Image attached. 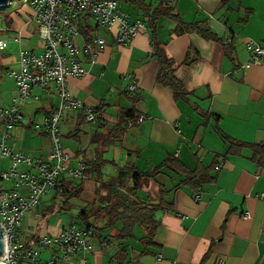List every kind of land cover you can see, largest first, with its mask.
Returning a JSON list of instances; mask_svg holds the SVG:
<instances>
[{"label":"crops","instance_id":"obj_1","mask_svg":"<svg viewBox=\"0 0 264 264\" xmlns=\"http://www.w3.org/2000/svg\"><path fill=\"white\" fill-rule=\"evenodd\" d=\"M120 2L129 22L145 21L146 28L128 43L118 44L113 32L95 21L84 22L85 32L88 29L91 36L103 38L106 46L101 50L94 47L95 54L85 51L88 39L82 32L79 59L86 74L68 79L74 97L101 110L94 123L86 122L80 110L65 111L60 132L65 149L73 155L71 166L83 162L88 167L97 156L108 160L78 179L83 183L79 195L88 191L91 196L87 201L91 202L105 195L104 184L112 182H123L125 191L132 185V177L120 173L124 165L135 164L148 171L176 157L189 170L202 168L209 180L201 187L187 185L183 174L167 169L159 182L145 184L138 198L159 206L154 244L151 251L141 254L140 241L134 240L126 262L216 264L223 258L225 264H264V164L253 159L251 149L230 146L222 136L264 142V60L248 66L250 51L246 46L249 40L264 43V0H175L170 16L155 15L165 6L158 0ZM22 3L6 16L7 48L11 47L13 54L1 50L5 51L2 70L18 69L22 50H43L44 40L31 20L32 8ZM205 28L232 43L233 51L227 53L219 41L207 37ZM155 40L174 60L187 100L176 99L169 87L157 82ZM2 80L0 72V85ZM32 93L39 99L30 98L22 104L25 119L14 129L25 132L24 128H29L46 136L47 146L36 148L37 155L16 149L42 157L52 144L32 121L56 108L60 98L53 83L46 89L36 87ZM17 94L14 81V86L0 94V102L8 106ZM131 108L141 121L130 124L133 120L126 119L125 112ZM120 121L127 123L122 140L103 146L102 136ZM130 133L131 141L127 139ZM35 138L32 135L31 139ZM142 159L147 166L140 165ZM42 204L47 205L43 200ZM21 237L31 242L23 230ZM89 239L93 247L85 256L87 264L88 257L92 259L89 264L114 262L116 245H104L96 235ZM73 261L83 264L82 257Z\"/></svg>","mask_w":264,"mask_h":264},{"label":"built area","instance_id":"obj_2","mask_svg":"<svg viewBox=\"0 0 264 264\" xmlns=\"http://www.w3.org/2000/svg\"><path fill=\"white\" fill-rule=\"evenodd\" d=\"M22 1L32 8L31 20L36 23L44 46L40 53L21 51L18 69L8 71L16 83L18 94L8 106L0 104V125L3 127L0 130V155L12 161L9 171L0 170V180L12 183V188H0V223L6 232V252L0 262L67 264L78 257L85 262L86 254L92 251L89 239L91 231L88 228L71 224L57 236L40 237L31 243L21 241L20 228L26 214L38 207L45 195L56 189L64 175L72 179L84 177L86 165L80 162L77 167L71 166L73 155L65 149L60 135V124L68 109L82 111L84 120L90 123L96 122L101 115V110L85 105L74 97L68 85L70 77L82 78L86 74L79 59L81 47L78 42L83 23L88 18H94L97 26L114 33L118 44L128 43L147 25L142 20L130 23L129 14L121 9L120 0ZM174 1L158 0L159 3L170 4ZM11 4L12 0L6 7ZM7 46V40L0 39V50ZM105 46L103 38L92 35L90 40L85 41L83 49L94 52V47L101 50ZM246 46L250 51L248 66L260 64L264 60V43L249 40ZM52 83L60 98L58 106L41 120L32 121L35 129L50 136L52 147L45 156L33 157L17 150L8 140L14 127L24 120L21 105L30 98L39 99L33 95V89H46ZM141 120L142 117H139L130 124ZM23 166L26 169H22ZM45 250H49L50 257L43 259L41 255ZM216 264H225V260L219 258Z\"/></svg>","mask_w":264,"mask_h":264},{"label":"trees","instance_id":"obj_3","mask_svg":"<svg viewBox=\"0 0 264 264\" xmlns=\"http://www.w3.org/2000/svg\"><path fill=\"white\" fill-rule=\"evenodd\" d=\"M173 3H159L160 6H165H161V8L159 7V9H157V11L155 12V15L162 14L170 16L173 13ZM200 29L202 30L203 28L200 27L199 30ZM81 30L86 34L87 39L90 40L91 35L88 32V29L87 32H85V27H81ZM2 31H4V29H2L0 32ZM204 31L207 37L219 41L223 45L227 53H229V51H233L234 45L232 43L225 42L223 39L219 38L217 35L206 28L204 29ZM155 56L159 63V70L156 75L157 82L165 87H169L176 99L187 100L188 93L183 81L176 75L174 60L172 58H169L163 46H161L160 43L156 40ZM133 99H136V97L134 96ZM125 117L127 120H135L137 118L136 110H134V108L129 109L125 112ZM126 130L127 123L120 121L109 132H107V134L103 135V140L100 139V141L103 146L116 144L117 142L122 140V137L125 134ZM222 134L225 141H227L230 146L236 145L240 149H251L253 151V159L260 164H264V142L248 143L232 139L224 133ZM229 150H231V148H229ZM107 162L108 160L97 156L95 161L90 162L88 167L86 166V168L84 169V176L93 168L97 166L100 167ZM167 169L183 174L185 176L183 182L187 185H191L192 183H194L195 185L197 184L198 187H201L207 180H209V178L206 177V172L202 168L189 170L176 157L167 158L161 164L148 171L140 169L135 164L127 163L121 168L120 173L125 176L130 175L132 177V185L129 187V189L125 191L121 189L123 186V182H120L121 184L119 183L118 185L116 182H112L109 184L105 183L104 189H106V194L101 195L99 198H96L91 202H88L78 211L77 220L79 221L80 226H78L76 223L74 224L78 227L88 228L91 231L89 238H92L96 235L100 242L104 245H116L118 249L116 255L117 257L112 256V260L114 261L112 263L130 264L129 261L126 262V258L130 251V247L132 244L131 242H133L134 240L140 241L142 248L141 254L151 251L150 248L152 244H154V230L158 224L159 206L145 204L138 198L137 194L142 189V187L150 180L159 182L160 175L165 173V170ZM159 184L161 185L162 189V184ZM82 189V181H79L78 179H72L71 177H66V175H64L60 179V181H58L56 189L51 191L53 193L50 199L52 204L46 206L47 210H44L42 215L47 216L49 214L55 213L56 210H65L67 206L61 203L59 204V199H68L74 196H78ZM161 192L163 191L161 190ZM41 204L39 206H41ZM138 228L142 230V234L140 233L139 236L136 233ZM142 235L144 236L141 237ZM38 238H40L39 235H32L30 237V240L31 242H33ZM86 262L87 260L85 258V264H87Z\"/></svg>","mask_w":264,"mask_h":264},{"label":"rangeland","instance_id":"obj_4","mask_svg":"<svg viewBox=\"0 0 264 264\" xmlns=\"http://www.w3.org/2000/svg\"><path fill=\"white\" fill-rule=\"evenodd\" d=\"M22 2H23L22 0H12V4L10 6L0 8V27L4 29V31L0 32V39L8 40L7 38H8V35L10 34H6L5 32L8 26L6 22V16L9 15L14 10H16L17 8H19L21 5H23ZM90 21L95 24L94 18H88L86 20V22H90ZM5 51L13 54L11 47L6 48ZM5 51L0 50V66L3 64V61H2L3 59L1 57L2 55H4L3 52L5 53ZM9 69H7L6 71V69L2 70L0 68V72L2 73L3 78H4V80H2L1 85H0V94H2L4 90L7 91L9 87L14 86V81H13L14 79L8 75ZM0 104L4 105L1 102ZM2 129L3 127L1 125L0 130ZM24 131L25 132L20 131L22 132L20 133L19 128L13 129L11 131L12 137L8 140L9 144L15 146L18 149H22L23 151L30 153L31 155L40 154L36 151V148L46 147L47 137L41 134H36L29 128H24ZM32 135L36 137L34 140L31 139ZM127 139L129 141L132 140L131 133L128 134ZM50 144H52L51 139H50ZM145 162L146 161L144 159L140 160V165L147 166L145 165ZM11 167H12L11 159L4 155H0V170L9 171ZM110 168L113 169V167H110ZM0 188L1 189L12 188V183L10 181L1 179ZM52 194L53 193L50 192L49 194L45 195L43 198V201L47 203V205L52 204L50 200ZM90 196L91 195H89V192L86 191L83 193V195L74 196L72 198H68V199L60 198L58 201L59 204L61 203L67 206V208L65 210H56L55 213L49 214L47 216L42 215L44 210H47L46 204L44 206H42L43 204H41V206L39 207H34L31 211H29L26 214V217L21 227V231L23 230L24 236L29 235L31 237L32 235H39L40 237H46V236H57L58 234H60V232L64 228H67L69 225L74 224V223L80 226V223L77 220V214L81 207H83L85 204L90 202V201H87V200H90L89 199ZM83 228H86V227H83ZM141 231H142L141 229L139 228L137 229L136 233L138 236L141 233ZM20 238L22 242L25 241L21 237V234H20ZM41 257L43 259L49 258L50 257L49 250H45L42 253ZM91 260H92L91 257H88V264L91 263ZM67 264H79V263L77 261H70ZM83 264H85L84 261H83Z\"/></svg>","mask_w":264,"mask_h":264},{"label":"water","instance_id":"obj_5","mask_svg":"<svg viewBox=\"0 0 264 264\" xmlns=\"http://www.w3.org/2000/svg\"><path fill=\"white\" fill-rule=\"evenodd\" d=\"M11 0H0V8L6 7ZM6 252V232L4 226L0 223V258ZM0 264H5L4 262H0Z\"/></svg>","mask_w":264,"mask_h":264}]
</instances>
